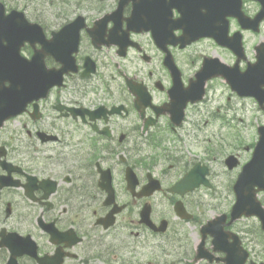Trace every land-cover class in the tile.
<instances>
[{
  "label": "flooded vegetation",
  "instance_id": "flooded-vegetation-1",
  "mask_svg": "<svg viewBox=\"0 0 264 264\" xmlns=\"http://www.w3.org/2000/svg\"><path fill=\"white\" fill-rule=\"evenodd\" d=\"M0 2L6 14L27 8L26 0ZM262 7L260 0H242V10L250 18L256 17ZM133 8V3L125 6L121 26L115 30L113 22L92 28L104 14H112L113 7L85 15L88 26L82 29L74 54L78 70L64 69L63 83L51 86L45 95L37 91L29 100L20 86L11 94L5 91L10 81L0 79V264H44L42 258L47 255L46 264H90L92 250L98 251L94 259H106L116 247L138 253V247L151 238L165 237L174 223H182L180 218L175 217V222L171 218L179 200L194 214V220H199L196 209L202 201L197 195L204 186L193 191L181 186L179 191L171 190L193 169L211 163L194 151L202 147L197 132L202 130L203 108L211 104V99L214 102L211 93L218 78L206 83L202 97V89L194 95L187 90H191L205 58H219L230 66L240 58L242 71L255 62L264 53V20L259 31L242 27L238 17L229 12L226 0L224 16L219 18L217 10L211 23L213 38L183 43L174 42L171 34L161 48L152 31H128L126 17ZM62 15L53 13L51 26L46 24V37L60 31L76 14L65 19ZM180 15L173 10V18ZM208 23L201 20L203 25ZM174 32L176 36L183 33L181 29ZM3 37L0 35V50L7 46L3 56L10 59L11 47L20 37H9L8 42ZM58 39L57 45H69L68 36ZM99 39L105 43H96ZM221 42H227V46ZM240 43L243 55L236 52ZM43 45L40 37L34 46L26 41L19 58L30 61L36 54L31 65L36 80L43 74L58 78L62 57L69 53L44 52ZM53 69L56 71L51 75ZM20 71L26 78V70L20 66ZM12 95L18 97L13 102ZM192 96L197 98L194 102ZM231 99L232 95L228 96ZM12 104L18 111L10 116ZM181 111L184 118L177 123L174 114L178 118ZM209 113L211 110L206 115ZM207 150L213 153L212 147L207 146ZM129 170L133 184L128 180ZM111 198L113 203L109 204ZM120 206L123 208L117 224L125 222L122 235L116 236L117 244L104 241L96 232L117 225L104 229V222H98ZM144 208L152 211L156 223L169 221L166 233L141 221ZM46 228L56 229L57 243L51 241ZM224 255L217 253L218 257ZM250 261L251 257L247 264ZM207 264L224 263L215 260Z\"/></svg>",
  "mask_w": 264,
  "mask_h": 264
},
{
  "label": "rangeland",
  "instance_id": "rangeland-1",
  "mask_svg": "<svg viewBox=\"0 0 264 264\" xmlns=\"http://www.w3.org/2000/svg\"><path fill=\"white\" fill-rule=\"evenodd\" d=\"M32 5L28 7V13L32 17L46 23L52 24L53 13L62 12L64 17H69L72 13H87L90 15L102 12L101 7H114L115 0H30ZM54 1V2H53ZM59 21H62L61 19ZM210 51V49H207ZM231 94L227 88L225 81H216L212 90L211 104L203 108V114L208 110L211 112L218 110L221 115L220 119L213 120L210 117L212 125L205 126L204 130L198 131L201 141V148L196 149L195 153L198 157L202 156L211 161L213 180L216 184V191L203 189L199 193L202 199V206L196 209L199 221L191 222L187 226L186 232L173 238L172 233L168 234L167 239L151 238L150 242L144 246L138 247V254H133L131 249L118 250L116 247L112 254L106 256L105 260L94 259L91 264H122V259L133 260L134 264H185L184 260L191 259V251L194 250L199 237L196 232L199 230L201 223L209 218L217 215L221 211H228L234 201V193L232 191L233 180L237 175V170H228L224 163V157L231 152H242L243 158H249L250 153L245 151L246 146L251 142L257 141L258 125L264 121V114L258 108V104L249 98H241L232 95V100L228 101ZM217 103V104H216ZM227 104L233 106L227 110ZM218 106V107H217ZM220 108V110L218 109ZM229 120V124L223 126L221 124L224 118ZM205 117L204 119H206ZM203 125V121H202ZM190 145V144H188ZM214 148L215 153L209 154L206 147ZM194 148V147H193ZM264 201V192L261 193ZM119 223L109 231L96 232L98 237L103 236L104 241L115 242L116 236L122 235L123 227ZM259 221L256 218H244L237 222L234 230L239 232L244 238L245 245L252 250L255 258L264 260V234L259 229ZM124 234V233H123ZM127 234L129 232L127 231ZM107 235H109L107 237ZM115 241L113 240V237ZM141 245V244H140ZM144 249H143V248ZM93 251V250H92ZM97 251V250H94ZM188 252L189 256H184ZM116 253L119 254L117 258ZM187 257V258H186ZM204 264V263H203Z\"/></svg>",
  "mask_w": 264,
  "mask_h": 264
},
{
  "label": "water",
  "instance_id": "water-1",
  "mask_svg": "<svg viewBox=\"0 0 264 264\" xmlns=\"http://www.w3.org/2000/svg\"><path fill=\"white\" fill-rule=\"evenodd\" d=\"M147 1V0H144ZM173 1V0H172ZM177 2H172L170 10L173 6H177L181 8V5L183 6L182 2H184L185 5L189 6H195L198 4V0H176ZM204 1V0H199ZM147 6L148 13L150 16H147L146 19H144L145 27H152L158 25L157 23L162 22L164 19H168V9H164L163 5L161 3H158L157 1L153 0L152 2H146V4H149ZM163 3V2H162ZM165 12L167 16L164 17H156L159 13ZM171 14V12H170ZM14 17H11V20L16 17V15H13ZM21 16V15H20ZM171 17V16H170ZM23 20V24L25 23V19L23 15L21 16ZM133 17L130 19L132 20ZM182 19H179L178 22H181ZM10 30L7 28L8 32L12 31H19L15 30L13 28V25L10 24ZM25 26L30 28V25L25 23ZM179 26V25H178ZM174 25L171 21L170 30H173L175 27H178ZM24 34H27V30L22 32ZM264 66V56L261 58V60L255 64L253 67H251L246 73V80H238V79H230V82L233 84V86L240 92H244V89H251L255 90L252 87H250L251 84L255 83V78L258 75H261V67ZM225 75H227V71L224 70L223 72ZM256 91V90H255ZM251 91L248 92L252 95L257 96V98L260 100V103L263 105L264 103V94L258 92V91ZM261 136L260 140L256 145L254 156L251 162H249L243 169V171L240 173L239 178L235 184V191L237 194V202L233 207L232 211V218H238L242 214H259L261 218L264 220V208L262 207L261 203L257 200V192L259 190H264V127L260 128ZM233 158H228V162L234 164ZM232 166V165H231ZM206 172V171H205ZM204 172V173H205ZM225 216H222L217 219V221L210 223L208 226H206L208 232H211L215 239L213 240V245L215 250H224L229 253L227 256L228 264H242L241 260L236 257L237 248H232L227 246L226 241V234L223 231V227H219L218 223L221 221H224ZM202 257H210V254L204 247L200 248L198 250V254L196 256V261Z\"/></svg>",
  "mask_w": 264,
  "mask_h": 264
}]
</instances>
